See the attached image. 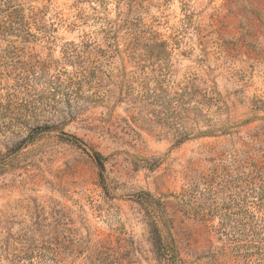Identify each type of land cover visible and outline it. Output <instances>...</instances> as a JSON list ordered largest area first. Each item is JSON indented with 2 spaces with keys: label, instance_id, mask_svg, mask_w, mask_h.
<instances>
[{
  "label": "rangeland",
  "instance_id": "obj_1",
  "mask_svg": "<svg viewBox=\"0 0 264 264\" xmlns=\"http://www.w3.org/2000/svg\"><path fill=\"white\" fill-rule=\"evenodd\" d=\"M9 2L0 264H264V0Z\"/></svg>",
  "mask_w": 264,
  "mask_h": 264
},
{
  "label": "trees",
  "instance_id": "obj_2",
  "mask_svg": "<svg viewBox=\"0 0 264 264\" xmlns=\"http://www.w3.org/2000/svg\"><path fill=\"white\" fill-rule=\"evenodd\" d=\"M10 0H3V2H0V12H3L2 14L5 16H11L13 17L14 15H18V14H21L20 12L23 10V8L20 6V5H15V4H10L9 2ZM13 23H15L14 21L9 24L11 25V27H13ZM1 27L2 25H4L5 27L2 28V29H8L10 27H8L7 25L5 24H0ZM185 94L182 92H175V96L169 100V101H165L163 103L159 102V99H158V95H154V98L153 101H151L150 103L152 104H159L161 106V108L163 109L162 110H158L159 111V114L158 116L161 118V119H168V118H173L175 116H179L182 114V111L186 109V107L188 106V102L185 100ZM159 102V103H157ZM150 105V104H148ZM162 115V116H161ZM157 116V117H158ZM220 131L222 133H226V131H228V129H225L223 128L224 126H220ZM213 130H208V131H199L197 134V136H206V135H213ZM178 138H177V141L176 143H181L183 141H185L186 139H188L190 136H189V133L187 132H178ZM100 154L98 152H95L94 153V158L96 160V162L98 164H100ZM250 157L247 156L245 158V162L246 163H250V165L253 166V169H252V173H253V178L257 179V180H263L264 179V149H261L260 150V153L258 154V162H253L250 161ZM152 167V166H151ZM150 167V168H151Z\"/></svg>",
  "mask_w": 264,
  "mask_h": 264
}]
</instances>
